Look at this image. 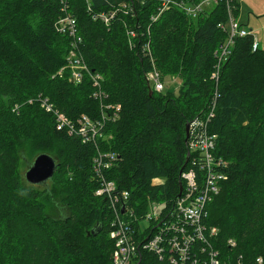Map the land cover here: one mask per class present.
<instances>
[{"label":"trees","instance_id":"1","mask_svg":"<svg viewBox=\"0 0 264 264\" xmlns=\"http://www.w3.org/2000/svg\"><path fill=\"white\" fill-rule=\"evenodd\" d=\"M122 1L133 0H90V10L84 0H66L86 64L101 75L106 102L121 106L119 118L106 124L111 138L101 143L118 154L107 178L128 191L127 203L137 215L151 200L170 206L189 164L185 125L208 115V131L217 136L214 153L228 163V178L208 204L206 220L218 229L215 247L225 259L264 258V49L258 42L252 50L251 35L236 37L217 81L211 77L214 52L227 37L219 24H226L229 7L235 21L257 35L236 20L237 0L207 6L195 17L169 7L155 20L162 0H134V10L119 12L109 25L92 18V12ZM61 5L62 0H0V264H111L113 216L107 201L94 194L95 148L56 130L53 115L36 101L47 97L70 118L99 113L87 75L80 84L54 75L70 40L53 27ZM152 68L162 79L179 78L177 90H152ZM23 152L31 162L39 153L55 159L46 183L24 181ZM156 178L161 182L153 184ZM54 198L67 208L65 217L49 213ZM229 238L235 246L227 244ZM135 259L168 264L147 250Z\"/></svg>","mask_w":264,"mask_h":264},{"label":"built area","instance_id":"2","mask_svg":"<svg viewBox=\"0 0 264 264\" xmlns=\"http://www.w3.org/2000/svg\"><path fill=\"white\" fill-rule=\"evenodd\" d=\"M84 1L90 10V0ZM219 1L222 0H201L192 4L185 0H162L158 14L152 19L155 20L169 7H176L188 16L195 17L205 7ZM225 2L228 3L227 0ZM133 3L119 2L109 10L92 12V18L109 25L119 12H132ZM60 10L61 13L55 19L53 27L57 33L69 37L70 40L65 63L54 75L65 77L72 84H80L87 75L94 87L92 96L99 102V113L94 118L87 114L70 118L57 109L47 97L38 95L36 101L45 112L53 115L56 130L76 135L82 143L93 145L95 148L92 171L97 180V187L94 194L107 201L113 216L109 232L113 241L111 264H136L135 258L139 250L155 253L168 264H264L262 256H256L249 263L241 262L239 257L225 259L215 247L218 229L209 225L206 220L208 204L219 194L222 183L228 178V163L214 153L217 136L209 133V116L206 114L203 117L195 116L188 122L186 143L189 164L187 169L180 173L181 183L184 181L180 196H177L170 206L164 201H149L143 215H137L135 209L128 205V191L119 189L115 181L106 176V172L116 164L118 154L101 146V143L111 138L105 131L106 124L119 118L121 106L106 102L107 95L101 90V75L90 70L86 64L81 51L82 37L66 0H62ZM219 26L227 28V37L214 52L216 62L211 77L215 81L218 79L221 65L231 53L236 37L251 35L252 50L258 47L256 37L235 21L230 7L226 24ZM128 35L131 37L134 33L130 30ZM130 45H133L131 40ZM143 49L148 50V47L144 46ZM147 76L152 90H164L165 82L155 68H152ZM31 101L30 99L29 102ZM214 107L215 100L212 102L211 111ZM227 244L235 246V240L229 238Z\"/></svg>","mask_w":264,"mask_h":264},{"label":"rangeland","instance_id":"3","mask_svg":"<svg viewBox=\"0 0 264 264\" xmlns=\"http://www.w3.org/2000/svg\"><path fill=\"white\" fill-rule=\"evenodd\" d=\"M238 12L236 20L239 23L246 26L247 29H251L253 34L257 35L260 44V48L264 49V0H237ZM163 81L165 85L174 86V90H177V86L180 84L179 78L164 77ZM168 83V84H167ZM176 86V87H175ZM21 163L19 169L24 176V172L29 166V158L25 152L21 153ZM29 160V161H28ZM31 162V161H30ZM25 179V177H24ZM26 183H29L26 179ZM153 184L161 182V179H153ZM50 182L48 183V185ZM67 208L56 198L51 201V208L49 213L56 217H65L67 215Z\"/></svg>","mask_w":264,"mask_h":264},{"label":"water","instance_id":"4","mask_svg":"<svg viewBox=\"0 0 264 264\" xmlns=\"http://www.w3.org/2000/svg\"><path fill=\"white\" fill-rule=\"evenodd\" d=\"M151 93L152 91L149 90V94ZM187 138H188V123L185 125V141L187 140ZM187 160L188 157L186 156L185 163H187ZM55 168H56V161L51 155L47 153H39L34 157L32 162L25 170L24 177L30 184H44L51 178ZM181 191H182V183L181 181H179V190L177 196H180ZM123 211H124V205H122L121 207V212ZM136 264H138V262Z\"/></svg>","mask_w":264,"mask_h":264},{"label":"bare ground","instance_id":"5","mask_svg":"<svg viewBox=\"0 0 264 264\" xmlns=\"http://www.w3.org/2000/svg\"><path fill=\"white\" fill-rule=\"evenodd\" d=\"M134 1V0H133ZM191 1V0H190ZM220 2V1H219ZM224 2V1H223ZM119 3V2H118ZM138 3H139V1H138ZM133 4H136V2H134ZM230 4V3H229ZM112 7V6H111ZM231 10H233V9H231ZM92 12V11H91ZM228 12V11H227ZM234 12V11H233ZM129 16H130V14H129ZM131 16H133V15H131ZM130 16V17H131ZM228 19V18H227ZM131 26V25H130ZM132 27V26H131ZM127 28V27H126ZM130 28V27H129ZM134 28H136V27H134ZM221 28V27H220ZM224 30V29H223ZM135 31V30H134ZM137 31V30H136ZM131 38H132V36H131ZM131 38H130V40H131ZM226 38V37H225ZM256 38H257V36H256ZM133 41V40H132ZM144 44V43H143ZM149 44V43H148ZM132 48V47H131ZM150 49V48H149ZM150 53V52H149ZM149 55V54H148ZM150 56V55H149ZM152 61V60H151ZM156 69V68H155ZM219 157H221V156H219ZM55 171V170H54ZM54 173V172H53ZM214 200V199H213ZM147 204V203H146ZM218 237V236H217ZM216 242V241H215Z\"/></svg>","mask_w":264,"mask_h":264},{"label":"crops","instance_id":"6","mask_svg":"<svg viewBox=\"0 0 264 264\" xmlns=\"http://www.w3.org/2000/svg\"><path fill=\"white\" fill-rule=\"evenodd\" d=\"M250 30H251V29H250ZM258 42H259V41H258ZM260 44H261V43L259 42V46H260Z\"/></svg>","mask_w":264,"mask_h":264}]
</instances>
